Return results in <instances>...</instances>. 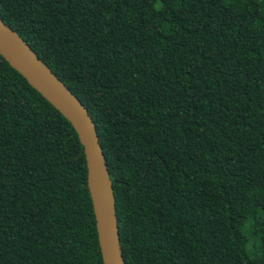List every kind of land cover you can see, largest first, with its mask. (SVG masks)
<instances>
[{
    "label": "trees",
    "instance_id": "obj_1",
    "mask_svg": "<svg viewBox=\"0 0 264 264\" xmlns=\"http://www.w3.org/2000/svg\"><path fill=\"white\" fill-rule=\"evenodd\" d=\"M92 115L126 264H264V0H0ZM0 264H104L72 123L0 54Z\"/></svg>",
    "mask_w": 264,
    "mask_h": 264
},
{
    "label": "water",
    "instance_id": "obj_2",
    "mask_svg": "<svg viewBox=\"0 0 264 264\" xmlns=\"http://www.w3.org/2000/svg\"><path fill=\"white\" fill-rule=\"evenodd\" d=\"M0 54L72 123L84 146L88 186L103 262L126 264L120 239L114 184L96 123L88 108L39 57L32 46L2 18H0Z\"/></svg>",
    "mask_w": 264,
    "mask_h": 264
}]
</instances>
